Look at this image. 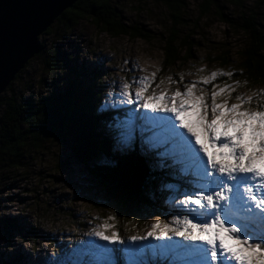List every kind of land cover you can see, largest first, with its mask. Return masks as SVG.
Returning <instances> with one entry per match:
<instances>
[{"label":"rangeland","instance_id":"rangeland-1","mask_svg":"<svg viewBox=\"0 0 264 264\" xmlns=\"http://www.w3.org/2000/svg\"><path fill=\"white\" fill-rule=\"evenodd\" d=\"M184 1L188 5L183 15L186 22L179 28V33L192 44V58L179 66L164 68L161 65L163 37L167 35L170 22L168 12L160 2L111 0V5L120 12L123 22L139 29L144 36L111 37L100 33L87 22L81 21L66 28L55 20L50 26V33L45 32L38 39L44 53L30 59L25 69L8 86L10 89L7 87L1 96L13 95L17 100H24L45 95L55 87L57 90L65 88L76 77L84 83L87 75L99 70L100 85L103 87L101 103L106 102L104 105L115 109L113 114L119 108L127 109V116L121 115L113 129L108 130L113 133L111 138L115 150H121L115 146L114 140V126L117 123L131 118L133 123L138 121L151 128L140 118L141 115H163L144 109L142 99L136 97L137 89L142 87L139 83L142 78L150 81L142 96L159 95L161 92L170 96L177 90L183 92L186 86L194 85L193 95L203 96L205 104L209 106V118L213 92L218 93L217 103L226 102L228 106L240 103L235 99L237 95L253 97L250 104L242 105V109L256 110L264 100L257 99L254 94L264 90V86H252L245 80L242 52L246 38L236 28L221 22L215 9H211L206 16H199L196 7L201 0ZM217 2L222 5L225 15L234 20L239 18L240 9L224 0ZM259 3L260 0L244 1L246 9L258 10L260 26L264 31V4ZM51 50L64 55L68 68L79 73L74 74L68 69L50 71L46 65V53ZM212 73H217L215 78H212ZM125 83L129 85L132 104H128L127 98L121 95ZM221 89L224 91L221 92ZM113 104L116 106L113 107ZM136 132L145 152L152 153L155 165L160 167L162 159L167 158L170 160L169 166L176 173H169L155 183L157 191L166 193L161 197L166 214H152L149 211L122 222L116 220L117 209L105 199L85 167L70 158L64 143L47 137L43 147H26L19 165H11L8 159H0V263L97 264L108 258L105 250H112L110 258L116 264H129L130 260L138 264H169V261L175 260L172 251H168L163 259L159 256L162 251L160 246L169 243L168 237H147L136 242L129 237H146L156 221H160L161 226L169 224L177 227L182 226L177 221H182L186 215L194 222L202 219L190 214V208L195 206L186 207L180 203L185 195H199L202 189L196 186V177L182 171L181 164L174 163L171 156L160 155L163 148H149L144 143L152 135L151 131L143 134L139 130ZM4 222L12 228L5 227ZM104 224L112 227L101 228ZM96 230L103 231L105 235L115 231L120 242L100 240L94 234ZM171 241L188 244V241L175 236H171ZM137 248L143 250V255L132 254L131 250ZM154 251L156 256H153Z\"/></svg>","mask_w":264,"mask_h":264},{"label":"snow or ice","instance_id":"snow-or-ice-1","mask_svg":"<svg viewBox=\"0 0 264 264\" xmlns=\"http://www.w3.org/2000/svg\"><path fill=\"white\" fill-rule=\"evenodd\" d=\"M216 75L212 73V78ZM204 82L207 83V79ZM139 83L142 87L135 95L142 99L143 108L163 115H141L151 128L137 126L131 118L117 123L114 126L115 146L119 149L130 147L137 127L142 134L151 131L152 135L144 143L149 148H163L160 155L171 156L174 163L183 166L185 174L196 177V186L202 191L199 195H185L180 203L186 207L195 206L190 208V214L202 219L194 222L186 215L182 221H177L178 225L182 224L177 227L161 226L160 221H156L146 237L132 235L129 239L136 242L147 237H168L169 243L160 246L159 256L163 259L172 251L176 259L169 264H264V102L259 103L256 110L242 109L253 97L237 95L235 99L240 103L228 106L226 102L217 103L218 93L213 92L209 118V106L203 96L193 95L194 85L170 96L163 92L142 96L150 81L142 78ZM122 89L121 95L132 104L129 85L123 84ZM254 95L264 100V90ZM94 234L109 243L120 242L115 231L105 235L96 230ZM171 236L190 243L172 242ZM111 251L105 250L108 258L97 264H116L110 258ZM131 252L143 255L139 248ZM156 255L154 251L153 256ZM129 264L138 262L130 260Z\"/></svg>","mask_w":264,"mask_h":264},{"label":"trees","instance_id":"trees-1","mask_svg":"<svg viewBox=\"0 0 264 264\" xmlns=\"http://www.w3.org/2000/svg\"><path fill=\"white\" fill-rule=\"evenodd\" d=\"M157 1L167 10L170 22L167 35L163 37L161 65L174 68L192 58V44L179 33V28L186 22L183 15L188 5L184 0ZM224 1L240 9L237 20L225 15L217 0H201L196 9L199 16H206L211 13V9H215L221 22L243 34L246 38L245 50L242 52L245 80L252 86H264V31L260 26L258 10L250 7L246 9L245 0ZM259 4H264V0H260ZM81 21L90 23L100 33L111 37L144 36L139 29L123 22L120 12L111 5V0H78L57 19L66 28ZM41 53H44L42 44L35 57ZM46 54V65L50 71L68 69L74 74L79 73L68 68L65 56L58 51L51 50ZM86 78L83 83L76 77L61 90L55 87L45 95L24 100H17L13 95L1 96L0 159H8L9 164L19 165L26 147H43L47 137L57 139L66 145L70 158L85 167L105 199L114 204L117 209L116 220L122 222L149 211L152 214H166V206L161 202V197L166 193L157 191L155 183L169 173L176 175L169 166L170 160L164 158L160 167L155 165L152 153L147 154L141 146L137 132L130 147L115 150L111 138L113 133L108 130L113 129L112 126L121 115L127 116V109L119 108L114 116L115 109L104 105L106 102L101 103L103 87L100 85L99 70ZM134 124L141 125L138 121ZM3 225L12 228L7 222Z\"/></svg>","mask_w":264,"mask_h":264},{"label":"water","instance_id":"water-1","mask_svg":"<svg viewBox=\"0 0 264 264\" xmlns=\"http://www.w3.org/2000/svg\"><path fill=\"white\" fill-rule=\"evenodd\" d=\"M78 0H0V97L40 51L39 37Z\"/></svg>","mask_w":264,"mask_h":264},{"label":"bare ground","instance_id":"bare-ground-1","mask_svg":"<svg viewBox=\"0 0 264 264\" xmlns=\"http://www.w3.org/2000/svg\"><path fill=\"white\" fill-rule=\"evenodd\" d=\"M188 243H190V242H188ZM228 243H229V242H228ZM180 244H184L183 241H180Z\"/></svg>","mask_w":264,"mask_h":264}]
</instances>
